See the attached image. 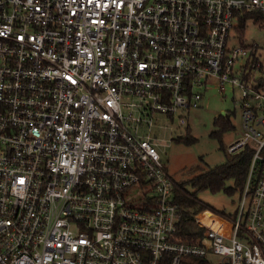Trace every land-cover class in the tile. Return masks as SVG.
Masks as SVG:
<instances>
[{
  "label": "built area",
  "instance_id": "1",
  "mask_svg": "<svg viewBox=\"0 0 264 264\" xmlns=\"http://www.w3.org/2000/svg\"><path fill=\"white\" fill-rule=\"evenodd\" d=\"M248 11L264 0H0V264H264V58L230 44ZM210 84L241 91L228 152L253 156L237 217L185 233L152 121L124 107L173 116Z\"/></svg>",
  "mask_w": 264,
  "mask_h": 264
},
{
  "label": "rangeland",
  "instance_id": "2",
  "mask_svg": "<svg viewBox=\"0 0 264 264\" xmlns=\"http://www.w3.org/2000/svg\"><path fill=\"white\" fill-rule=\"evenodd\" d=\"M239 25V21L236 22L230 44L258 45L264 58V24L247 19L243 29L239 28ZM200 90L204 97L198 107L180 109L173 116L160 112L147 114L146 103L141 107H124L125 114L132 110L135 116L152 121L151 126L149 123H143L139 127L140 132L150 135L155 140L169 174L179 182L188 181L227 162L232 155L228 152V146L240 135L243 128L241 91L234 92L231 88L221 91L216 84H210L205 90L204 88ZM224 112L230 115L232 127L221 131L216 119ZM181 116L185 117V124L180 122ZM217 131L219 133L214 135ZM187 137L191 140L185 141ZM235 185L234 178L228 177L223 187L216 191L210 188L198 190L191 184L188 189L210 207L224 210L229 214L233 213L240 203L239 190L235 189L232 193L229 190L231 187L235 188ZM217 258L211 257L212 262L214 263Z\"/></svg>",
  "mask_w": 264,
  "mask_h": 264
},
{
  "label": "trees",
  "instance_id": "3",
  "mask_svg": "<svg viewBox=\"0 0 264 264\" xmlns=\"http://www.w3.org/2000/svg\"><path fill=\"white\" fill-rule=\"evenodd\" d=\"M247 19H253L258 24H264V12L262 11H248L243 14L240 20L239 28L243 29ZM216 124L220 126V130L224 131L232 127L230 115L225 112L219 118L216 119ZM219 130V131H220ZM219 132H214V135ZM191 139L187 137L185 141H190ZM253 149L251 147H246L242 151L232 154L222 166L213 168L199 176H196L188 181L179 182L175 180V197L176 200L182 204L186 209L185 216V226L184 232L189 233L191 230L196 228L192 215L203 210H213L214 212L221 213L230 220L237 217V208L233 213H226L224 210H217L210 207L207 203L201 200L195 193L188 189L189 184L198 188V190L204 188H210L213 191L221 189L224 185V181L228 177H233L236 185L235 188H229L230 193L235 189L239 190V193L243 189L248 175L250 163L252 161ZM169 257L167 256L165 264H169ZM182 264H212L209 258H198V257H186L182 259Z\"/></svg>",
  "mask_w": 264,
  "mask_h": 264
},
{
  "label": "water",
  "instance_id": "4",
  "mask_svg": "<svg viewBox=\"0 0 264 264\" xmlns=\"http://www.w3.org/2000/svg\"><path fill=\"white\" fill-rule=\"evenodd\" d=\"M223 114H225V112Z\"/></svg>",
  "mask_w": 264,
  "mask_h": 264
}]
</instances>
